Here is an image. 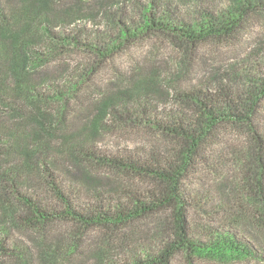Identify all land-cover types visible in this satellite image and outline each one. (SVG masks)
I'll return each mask as SVG.
<instances>
[{"label": "rangeland", "instance_id": "1", "mask_svg": "<svg viewBox=\"0 0 264 264\" xmlns=\"http://www.w3.org/2000/svg\"><path fill=\"white\" fill-rule=\"evenodd\" d=\"M23 1L0 0V9L10 17L26 4ZM142 1L157 13L164 8L163 0ZM245 1L254 0H175L172 11L192 25H203L207 21L205 14L219 23L231 9L243 7ZM46 3V7L30 3L38 6L37 14H40L33 19L32 51L49 48L53 52L48 62L34 68L35 81H32L36 86L55 78L57 84L66 87L61 83L63 72L75 71L74 77L81 75L83 70L76 68L94 58L91 46L110 45L122 25L131 28L145 12L134 0H47ZM240 20L232 36L210 39L196 48L164 32L128 44L102 68L87 72L84 78L87 81L84 83L83 79L77 92L78 99H85V95L94 91L97 100L114 99L117 109H109L97 128L89 127L91 117L87 114L91 110L92 115L96 114L95 106L88 108L84 102L73 100V113H81L69 126L73 134L68 136L107 154L131 153L144 159L154 154L158 158H171L173 148L177 147L175 141L152 122L181 118L182 113L195 118L193 106L177 100L180 91L199 84L213 87L218 83L234 99L245 101L264 78V9H253ZM49 31L53 32L52 36ZM62 31L68 41L56 38ZM29 65L28 61V70ZM254 123L255 129L264 135V99L258 103ZM248 127L220 125L199 153L182 183V190L190 203L188 219L192 234L205 237L210 232H231L256 250L257 255L232 260L209 256L188 259L180 252L172 264H264V170L260 167L261 161L264 162V147L258 151ZM51 155L59 163L63 160L59 182L68 187L67 180L72 181L73 176L80 186L77 198L80 202H93L86 191L122 196L124 191L140 192L150 187L130 173L108 170L93 160L70 165L64 161L67 159H63L64 153ZM6 227L20 246L31 247L38 258L33 264H48L49 260L53 261L49 264H100L99 259L105 256L120 261L122 254L130 256V252L138 253L144 247L156 250L172 237L173 225L170 211H165L135 222L125 231V240L119 239L122 235L109 240L107 234L98 230L71 236L75 227L62 223L44 235L46 246L59 249L52 259L43 257L41 236L18 229L12 223ZM68 245L73 246L68 248ZM0 264L11 262L0 256Z\"/></svg>", "mask_w": 264, "mask_h": 264}, {"label": "trees", "instance_id": "2", "mask_svg": "<svg viewBox=\"0 0 264 264\" xmlns=\"http://www.w3.org/2000/svg\"><path fill=\"white\" fill-rule=\"evenodd\" d=\"M174 1L163 0L164 8L157 13L146 7L142 0H134L145 10L138 24L131 25V28L122 25L108 46H91L94 58L76 68L83 70L81 75L74 77L75 71L63 72L61 83L66 87L57 84L55 78L48 79L41 86L32 81L34 68L48 62L53 52L48 45H45L48 50L35 48L32 51L35 45V33L31 30L33 19L40 14H37L38 6L30 3L46 7L47 0H24L26 4L10 17L0 9V256L11 264H33L38 258L31 247L20 246L19 240L12 237L6 227L10 223L41 236L43 257L52 259L59 249L46 246L44 235L59 224H72L75 230L71 236L98 230L107 234L109 240L120 235L119 239L125 240V231L135 222L165 211H170L173 227L172 237L164 240L162 246L153 251L144 247L138 253L130 252V256L122 254L120 261L113 257H99L100 264H172L180 252L188 259L209 256L232 260L257 255L256 250L231 232H210L205 237L192 234L188 219L190 203L182 190V183L220 125L249 126L251 140L258 146V151L263 149L264 135L255 129L254 120L258 103L264 99V78L259 80L255 90L248 93L245 101L234 99L218 83L213 87L199 84L180 91L177 100L189 102L194 108L195 118L192 114L182 113L181 118L152 122L159 130L171 135L177 145L168 159L154 154L145 159L131 153L107 154L68 136L73 134L69 126L81 113H73V100L84 102L88 108L95 106L97 113L92 115L91 110L87 114L90 115L88 118L91 117L89 127L97 128L109 109H117L118 103L114 99L97 100L95 91L92 95H85V99H78L77 92L87 72L102 68L128 44L150 34L164 32L196 48L210 39L232 36L243 14L245 16L253 9H264L262 0L245 1L243 7L231 9L222 22L216 23L212 16L205 14L207 21L203 25H192L173 13ZM45 31H48L47 27ZM50 31L49 36H52ZM59 33L62 35L56 38L68 41L63 31ZM86 81L84 79V83ZM55 153H64L63 159L67 158L64 161L70 165L93 160L108 170L130 173L150 187L140 192L124 191L122 196L86 191L93 202H80L77 198L81 188L73 176L72 181L67 180L68 187L59 182L58 172L63 160L59 163L53 159L51 154ZM260 167L264 170L263 161Z\"/></svg>", "mask_w": 264, "mask_h": 264}]
</instances>
